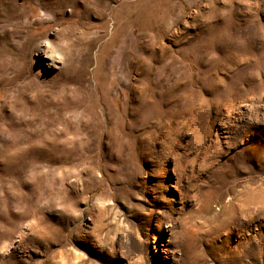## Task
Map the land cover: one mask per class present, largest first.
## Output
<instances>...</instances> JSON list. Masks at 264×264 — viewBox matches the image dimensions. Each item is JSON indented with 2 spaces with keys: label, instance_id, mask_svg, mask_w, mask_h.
Wrapping results in <instances>:
<instances>
[{
  "label": "rangeland",
  "instance_id": "obj_1",
  "mask_svg": "<svg viewBox=\"0 0 264 264\" xmlns=\"http://www.w3.org/2000/svg\"><path fill=\"white\" fill-rule=\"evenodd\" d=\"M0 264H264V0H0Z\"/></svg>",
  "mask_w": 264,
  "mask_h": 264
},
{
  "label": "bare ground",
  "instance_id": "obj_2",
  "mask_svg": "<svg viewBox=\"0 0 264 264\" xmlns=\"http://www.w3.org/2000/svg\"><path fill=\"white\" fill-rule=\"evenodd\" d=\"M229 207V206H228Z\"/></svg>",
  "mask_w": 264,
  "mask_h": 264
}]
</instances>
